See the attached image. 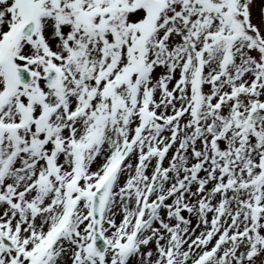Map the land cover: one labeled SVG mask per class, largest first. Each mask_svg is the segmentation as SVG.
Returning <instances> with one entry per match:
<instances>
[{"label":"snow or ice","instance_id":"1","mask_svg":"<svg viewBox=\"0 0 264 264\" xmlns=\"http://www.w3.org/2000/svg\"><path fill=\"white\" fill-rule=\"evenodd\" d=\"M0 264H264V0H0Z\"/></svg>","mask_w":264,"mask_h":264}]
</instances>
